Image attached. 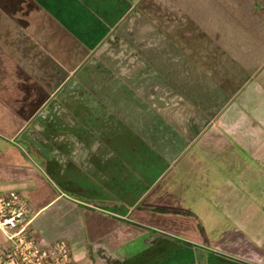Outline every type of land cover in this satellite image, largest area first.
<instances>
[{"label": "crops", "instance_id": "0c3cea01", "mask_svg": "<svg viewBox=\"0 0 264 264\" xmlns=\"http://www.w3.org/2000/svg\"><path fill=\"white\" fill-rule=\"evenodd\" d=\"M20 1L0 0V183L24 185L37 241L73 243L70 264H264V10L256 11L253 0H196L191 9L186 5L192 0H182L188 9L185 21H176L175 12L162 19L150 11L151 21H144L122 0ZM193 19L200 20L198 28L187 24ZM94 54L107 62L113 84H93L89 66L82 73L95 86L64 88L74 70ZM174 56H186L190 63L175 67ZM192 62L199 77H210L207 87L212 90L210 97L200 99V107L213 113L202 131L211 137L203 144L209 159L199 155V173L207 167L216 170L210 159L223 165L224 178L216 171L215 181L206 179L202 187L216 191L215 208L205 209L199 229L201 237L216 230L213 245L192 244L184 234L174 236L149 223L157 220L155 213L172 210L166 203L170 194L151 206L155 181L130 203L133 209L125 208L127 201L107 200L102 193L91 202V184L108 190L106 181L114 170L103 166L111 153H96V141L125 142L126 137L111 134L109 127H137L125 117L140 116L144 94L161 92L143 82V72L160 77L171 69L181 78ZM122 80L128 88L121 86ZM122 90L130 97H110ZM58 93L59 101L48 106ZM101 107L105 114L99 120L96 111ZM49 122L54 130L47 129ZM98 126L103 131L97 138ZM49 130L55 131L64 153L58 155L62 164L56 165L57 183L58 176L71 174L87 185L76 200L53 189L38 171L44 170L40 158L29 151L26 155L18 141L24 134L39 147L43 137L55 139ZM44 132L50 136L38 135ZM85 189L91 195L87 202L81 196ZM140 238L145 246L125 254L126 244Z\"/></svg>", "mask_w": 264, "mask_h": 264}, {"label": "rangeland", "instance_id": "374dc122", "mask_svg": "<svg viewBox=\"0 0 264 264\" xmlns=\"http://www.w3.org/2000/svg\"><path fill=\"white\" fill-rule=\"evenodd\" d=\"M131 1L132 0H122V4L127 7L134 6L132 12H137L138 15L144 18V21H151L149 14H147L149 11L155 15H159V18L162 19L167 17L169 13L171 15L173 12H175L174 18L176 21H181L184 20L183 18L188 17V9L186 10L185 6L182 7V5H184L182 0H139L136 5H131ZM19 2L21 1L16 0L15 3L20 4ZM195 2L196 0H192V3L186 6L191 9ZM253 2L256 11L264 10V0H253ZM187 24L196 25L198 28L200 20L193 19L191 23ZM243 24L244 23L240 24L241 27H243ZM111 36L118 39V37H116L118 35L115 33ZM109 39L110 38L103 42L104 45L107 43L104 47L105 49L110 44ZM102 47H100V49ZM102 61H98L96 54H94L90 59L82 62L81 65L74 70V75L71 80L66 83L64 88L69 87L68 89H70V87L75 88L88 85L95 86L93 84L105 85V88L111 86L113 84V82H111L113 79L111 78L112 76H108L111 70L107 68V62ZM171 62L174 64L173 66L178 68H181L182 65L186 66V62L190 63L186 56H174ZM193 63L194 62L191 63V69L187 70V74L181 78H178L176 75L177 73L173 72L171 69H169V74L166 71H161L165 76L163 75L160 77L148 73L147 70L143 72V82H145V84L148 83L147 85H150V88L161 89V92L158 93L159 95H151L150 93L144 94V109L140 116L138 115L135 117V115H133L125 117L129 124L136 123L138 125L137 127L130 125L120 126L118 123L109 127L111 134L116 133L121 135L124 139L126 137L125 142L111 141V143L108 144L103 141H96L97 144H95L94 147L96 153L99 150H106V153H108L107 150H110L109 152L111 153L110 157L108 153L104 158L105 164H103V166L106 168L111 167L114 170L111 177L106 181V185L109 186L108 190L105 189L103 184H91L93 195L91 202L94 203V201H97L100 197L98 193H102L106 196L107 200L117 199L119 201L121 199L122 201H127L128 204L125 208L130 209L132 208L130 203L134 202V199L139 196L141 190H145L148 187L151 188L154 183H152V181H155L154 184L157 186L155 185L156 187L153 189V193H156V195L152 196L150 201L151 206H158L166 197H169L170 194V198H167L166 203L167 201L169 202L168 206L172 208V210L160 214L155 213L157 220L154 223L149 220V223L165 228L174 234V236L179 233L184 234L192 244L197 242V244L207 243L208 245H213L214 238L216 237V230L213 229L209 232L210 234L208 237H201L199 235V229L205 209H210L211 207L215 208L216 191H213L212 187L209 186L207 189L202 187L206 179L215 181L217 172H220V175H218L219 178H224L222 176L223 165L215 164L217 161L215 162L214 159H210L208 164L212 163L216 170L210 171V168L207 167V169H205L207 173L205 170L202 171L201 174L199 173V155H201V157L204 155L205 158L209 159L206 153L208 151H205L206 149L204 150L205 147H203V144L205 145L207 139L211 137V134H206L207 132L202 133V131L213 113V110L200 107V105L203 104L200 99L202 97H210L212 90H209L207 87L209 86L210 77H199V73L196 72L197 65ZM89 66L90 68L88 70L91 71V82L93 84L89 83L90 75L82 73ZM147 74H149V76H147ZM213 84L217 86L215 80H213ZM121 86L128 88L129 85L122 80ZM58 95L59 93L48 103V106L53 105L54 101H59L60 96L58 97ZM103 96L106 97V94H103ZM128 96L130 97L126 91L122 90L120 93H117V96L113 93L110 97H117L122 100L126 97L128 98ZM157 97L160 98V100H156ZM98 99L99 97L97 96V101L100 102ZM156 102L161 103L157 105ZM153 103L154 105H152ZM100 109V113L96 111V117H98L99 120L100 118L103 119L105 114L103 108L101 107ZM39 115L43 116V113ZM47 125V129L52 128L54 130V124L49 122ZM96 127L95 134L98 138L101 131H103V127ZM30 128L32 129V126L28 125L27 129ZM53 130L47 131L52 135L54 134L55 139L53 140H51V138L49 140L48 137L45 136H50L47 132L38 133V135L42 137L45 136L43 137L45 142L42 141L43 145L40 144L38 145L39 147L35 146L34 143L30 141L27 142L24 134L19 136L18 141H21V144L25 147L24 153L26 155H29L27 152L29 151L30 153H35L36 156L40 158V161H42L40 165L43 166L44 170L39 168V170H37L50 181L53 189L58 188L60 192L64 191L68 197L76 200L79 198L78 195H76L79 193V189L87 185L82 183L79 184L77 179L75 181L73 179L74 177L71 178V174L60 175V177L57 175V179L60 180V182L57 183L55 174L56 165L62 164V159L58 155L64 156V153L59 145L60 142L57 143L56 134ZM68 146L70 149V145ZM212 155L215 157L214 154ZM57 157L58 159L56 160ZM65 159L63 162H66ZM51 162H53V168L49 167V163ZM156 177L159 178L158 183ZM204 177L206 178L204 179ZM24 188V185H6L0 183V189L17 190L23 196L29 209L28 217H30L32 207L28 201L27 193ZM84 192L85 194L81 196L82 199L87 202L88 197H91L90 191L85 189ZM103 204L108 205L109 203ZM141 209L144 208L142 207ZM132 217L134 220L137 219L136 210L133 212ZM66 242L72 249L71 245L73 243ZM143 242V238H140L126 244L124 247L126 251L125 254L130 256L132 252L134 253L138 249L143 248V246H145ZM7 245L8 241L6 238L0 235V249ZM132 245L133 247L134 245L138 247L132 249ZM128 248L130 249L129 251ZM95 257L96 256H93V258Z\"/></svg>", "mask_w": 264, "mask_h": 264}, {"label": "built area", "instance_id": "2783aa9c", "mask_svg": "<svg viewBox=\"0 0 264 264\" xmlns=\"http://www.w3.org/2000/svg\"><path fill=\"white\" fill-rule=\"evenodd\" d=\"M23 196L13 189H0V235L8 246L0 254V264H70L71 250L64 239L40 244L28 217Z\"/></svg>", "mask_w": 264, "mask_h": 264}]
</instances>
